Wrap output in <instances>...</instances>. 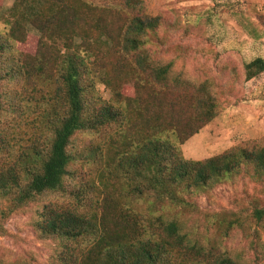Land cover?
<instances>
[{
    "label": "trees",
    "instance_id": "obj_1",
    "mask_svg": "<svg viewBox=\"0 0 264 264\" xmlns=\"http://www.w3.org/2000/svg\"><path fill=\"white\" fill-rule=\"evenodd\" d=\"M12 14L0 33V232L13 213L46 198L37 226L59 242L51 264H244L191 237L182 216L198 209L193 193L230 176L253 170L264 181V147L183 155L221 102L210 83L189 82L148 51L170 50L164 15L147 13L144 0H16ZM29 25L41 33L36 52L17 53ZM245 69L251 90L264 57ZM90 162L95 170L77 179L74 166L84 174ZM243 213L216 216L220 234L249 221L264 229V204L252 199Z\"/></svg>",
    "mask_w": 264,
    "mask_h": 264
},
{
    "label": "rangeland",
    "instance_id": "obj_2",
    "mask_svg": "<svg viewBox=\"0 0 264 264\" xmlns=\"http://www.w3.org/2000/svg\"><path fill=\"white\" fill-rule=\"evenodd\" d=\"M15 1L0 0L2 34L9 30L13 21ZM88 1L106 4L117 0ZM144 4L147 13L162 14L171 24L169 30H160L161 36L169 35L170 50L160 54L156 45L152 44L148 51L153 58L156 61H172L174 71L191 83H210L221 102L218 115L181 145L183 155L199 160L239 144L264 147V77L251 90H247L245 84L246 63L257 56L264 57V0H144ZM28 31L25 43H15L17 53L36 52L41 33L32 25H29ZM57 46L64 49L60 42ZM80 52L88 55L85 48ZM58 76L55 72L56 82L51 84L53 88ZM97 88L105 99L112 97L111 89L103 82L99 81ZM27 130L31 135L35 134L29 126ZM81 137L83 141L90 135ZM78 168L81 174L77 179L81 180L90 176L95 164H85L84 174L77 163L74 169ZM253 173L251 170L245 176L233 175L211 188L193 193L192 199L198 209L187 211L182 217L191 237L228 251L244 264H264L263 228H257L249 221L246 227L221 235L213 221L225 212L248 214L245 209L252 199L264 204V181ZM46 202L49 201L45 198L34 203L13 213L5 221V230L0 232V264L52 263L59 242L44 238L37 226L39 212ZM0 205L4 207L6 202L1 201ZM139 209L147 213L144 204Z\"/></svg>",
    "mask_w": 264,
    "mask_h": 264
}]
</instances>
